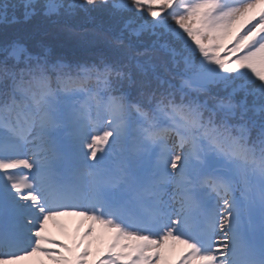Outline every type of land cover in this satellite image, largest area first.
Masks as SVG:
<instances>
[{"label": "snow or ice", "instance_id": "snow-or-ice-1", "mask_svg": "<svg viewBox=\"0 0 264 264\" xmlns=\"http://www.w3.org/2000/svg\"><path fill=\"white\" fill-rule=\"evenodd\" d=\"M38 254L264 264V0H0V264Z\"/></svg>", "mask_w": 264, "mask_h": 264}, {"label": "rangeland", "instance_id": "rangeland-1", "mask_svg": "<svg viewBox=\"0 0 264 264\" xmlns=\"http://www.w3.org/2000/svg\"><path fill=\"white\" fill-rule=\"evenodd\" d=\"M60 219L66 225L70 226L71 231H69V232H72V231L75 230L76 224L78 223L80 218L79 217H75V216H65V217H61ZM48 232H49L50 235L55 237L57 240H66V237L60 233V231L56 228L55 225L52 224V222H49ZM217 239L219 240L220 237H217ZM181 247L182 246L177 245L175 251L170 254V259L171 260H174L176 258V256L178 255ZM47 262L51 263V261L47 260L46 257L38 254V255H35V256L26 257L25 259L19 261L18 264H46Z\"/></svg>", "mask_w": 264, "mask_h": 264}, {"label": "trees", "instance_id": "trees-1", "mask_svg": "<svg viewBox=\"0 0 264 264\" xmlns=\"http://www.w3.org/2000/svg\"><path fill=\"white\" fill-rule=\"evenodd\" d=\"M83 58L87 59L88 57L85 56V57H83ZM68 59H69V60L72 59V55H71V54H68ZM94 250H95V249H94Z\"/></svg>", "mask_w": 264, "mask_h": 264}]
</instances>
